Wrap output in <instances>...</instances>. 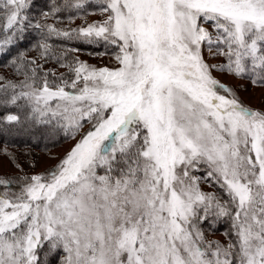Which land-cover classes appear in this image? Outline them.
<instances>
[{
    "label": "snow or ice",
    "instance_id": "1",
    "mask_svg": "<svg viewBox=\"0 0 264 264\" xmlns=\"http://www.w3.org/2000/svg\"><path fill=\"white\" fill-rule=\"evenodd\" d=\"M105 3L107 19L78 31L122 42L120 67L80 63L78 94L45 81L39 90L22 83L31 91L12 96L11 103L25 97L43 104L69 128L85 121L91 128L47 177H27L19 193H0V264H39L43 242L63 246L62 264H233L236 245L217 243L215 260L206 258L192 224L199 206L207 212L214 200L189 175L202 160L237 204V264H264V111L244 106L209 72L227 68L239 76L250 62L259 69L253 83H264V0ZM27 7V0H0L3 28L23 24ZM202 23L212 25L215 40ZM204 41L227 45L219 54L228 64L204 63ZM54 99L62 111L48 107ZM44 109L35 111L44 117Z\"/></svg>",
    "mask_w": 264,
    "mask_h": 264
},
{
    "label": "trees",
    "instance_id": "2",
    "mask_svg": "<svg viewBox=\"0 0 264 264\" xmlns=\"http://www.w3.org/2000/svg\"><path fill=\"white\" fill-rule=\"evenodd\" d=\"M27 2L28 7L22 12L27 18L23 24L8 31L0 22V73L5 76L13 74L22 79L13 84L16 87L6 83L0 84V143L9 149L7 153L10 157L16 154L14 152L23 149L21 156L24 159H28L29 152L26 150L47 151L59 145L68 133L64 129L63 120L52 115L39 116L28 98L21 97L15 103L10 102L13 95L25 91L22 83L40 85L42 77L51 86L72 82L77 62L75 51L100 55L111 50L100 38L83 37L78 31H73L75 28L65 25L67 18L75 13L74 0ZM37 24L40 26L37 27ZM49 26L56 31H52ZM63 32L68 35L58 34ZM59 63L66 68L63 73L57 74L54 67ZM62 80L64 82L61 83ZM10 115H15L18 119L9 121L7 117ZM212 178L213 185H219L215 193L224 200L228 213H218L213 218L203 220L197 218L194 221L195 229L222 231L236 245L235 252H238V235L232 215V212L236 211L235 205L221 181L214 176ZM22 182L13 181L11 185L18 186ZM200 245L202 248L206 246L202 240ZM37 257L39 264H62V249H52L49 242H43L37 250ZM231 261L237 264L236 257H231Z\"/></svg>",
    "mask_w": 264,
    "mask_h": 264
},
{
    "label": "rangeland",
    "instance_id": "3",
    "mask_svg": "<svg viewBox=\"0 0 264 264\" xmlns=\"http://www.w3.org/2000/svg\"><path fill=\"white\" fill-rule=\"evenodd\" d=\"M74 4H76L75 13L71 17L67 18L68 20L65 22V25H69L70 27L75 28L77 31L82 27L86 28L88 25L94 23L99 24L107 19L108 13L102 11V8L106 7L105 0H74ZM202 26L212 33L213 40H215L216 33L213 31L212 25L210 23H202ZM78 34L86 38L96 37L94 34L92 36L83 35L79 31ZM96 38H100L101 40L105 41L109 45V49H111L110 52L102 53L99 55L95 53L75 51L74 56H76L77 59L76 67H78L80 63H83L89 67V70H91L92 68H119L120 64L116 57L118 54H121L120 44L122 42L118 41L114 44L112 43V37H109L108 39H105L104 37ZM221 51H227V45L222 42L220 43L219 48L215 43H213L210 48L207 41H204L201 44V56L203 62L208 65L228 64V58L224 55L219 54ZM33 53L34 52H32V57L34 56ZM54 68H56L55 73L60 74L63 73L66 67L59 63ZM249 69L250 70L248 72L239 76L234 74V72L229 71L227 68L221 69L219 67H210L209 72L211 76L216 81H218L220 85H224L226 88L231 89V93L234 94L235 97L238 98L239 102H241L244 106L252 110L264 111V83L254 84L253 78L258 79L257 74L259 73V71H252L250 64ZM83 75L84 74L82 73L80 80H76V73L73 72V81H76L75 88L72 87L73 81L69 83H64L62 85L55 84L51 86L48 84V86L53 90H55L57 87H64L66 91L78 94L79 90L84 86ZM43 78L44 77H42V82L40 83V85L32 84L37 90L43 87L45 83V79ZM21 80L22 79L20 77H17L16 75L12 74L9 76H5L3 73H0V84L6 83L12 86L14 83L20 82ZM62 82H64V80H62L61 83ZM25 91H31V89L25 88ZM217 92L219 95H224L228 98H231V95L224 89L217 88ZM31 102L33 104L34 110L37 107L44 109L43 104L37 105L35 101L32 100ZM57 103L58 101L54 99L49 102L48 107L53 110H58ZM44 110L47 112V115H45L44 117L51 115V112L47 111V109ZM58 111H62V109H59ZM36 113L40 116V113L38 111H36ZM57 117L65 122L64 129L68 133V135H65L64 139L59 145L47 151L39 152L32 149L26 150L27 153L29 152L28 159H24L21 156L23 151V149H21L18 152H14L16 154L13 157H10L7 153L9 149L5 147L4 144L0 143V179L10 178L12 182H22L25 180V178L34 175H41L47 177L49 175V170L54 168L66 156V154L72 149V147H74V145L82 138V136L86 134L91 128L90 123L87 121L83 122L82 126L78 129L69 128L68 122L64 120L62 116ZM241 148H243V145H241ZM212 171L213 166L203 160L196 164L195 167L189 169L190 177L197 178V186L199 190L202 193L211 194L214 197V200L212 201L211 206L208 207L207 212L204 211L205 205L199 206V208L197 209V216L194 217L192 220L193 225L194 221L197 218L198 220H203V218L209 219V217L213 218L217 216L218 213H220L219 208L216 206L217 204H220L225 207L224 200L220 197L219 194L215 193L216 188L219 186L218 183L215 182L217 183V185H213V178L208 176V173ZM98 174H104V170L98 169ZM213 176L217 178L216 174H214ZM219 180L223 184V179L220 178ZM28 182H22L21 185L18 186H12L10 184L8 186H10L11 189L8 186L6 187L4 185H0V193H3L5 191L19 193L21 191L22 186ZM226 192L228 193L227 189ZM234 205L237 210V204L234 203ZM232 215L234 223L236 225L237 233L240 221H237L235 218L236 211H233ZM240 220H243V215H241ZM199 232L202 233V243L206 245L202 248L207 253L206 258L215 260V257L211 256V252L215 250L217 243L219 245L224 246L225 248L229 244H233V242L222 231H217L216 229L214 231H209L205 229L200 230ZM200 241H198L199 244ZM209 242L215 243H212L210 245ZM60 247L62 249V259L63 257H65L66 253L63 249V246L61 245ZM232 252L234 253V255L229 257L230 260L233 256L237 258L235 254L238 252H235V247L232 249Z\"/></svg>",
    "mask_w": 264,
    "mask_h": 264
}]
</instances>
